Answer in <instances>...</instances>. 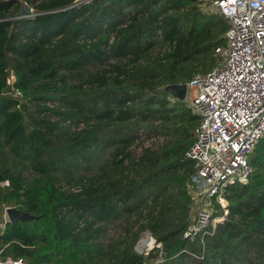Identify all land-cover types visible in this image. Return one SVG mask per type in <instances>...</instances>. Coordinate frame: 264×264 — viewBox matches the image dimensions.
Returning <instances> with one entry per match:
<instances>
[{
    "label": "trees",
    "instance_id": "1",
    "mask_svg": "<svg viewBox=\"0 0 264 264\" xmlns=\"http://www.w3.org/2000/svg\"><path fill=\"white\" fill-rule=\"evenodd\" d=\"M202 6L0 0V209L35 217L3 225L2 258L264 264V135L248 180L226 189L224 209L213 201L217 223L183 237L200 118L165 87L218 63L228 25ZM144 232L161 244L146 257L134 249Z\"/></svg>",
    "mask_w": 264,
    "mask_h": 264
},
{
    "label": "built area",
    "instance_id": "2",
    "mask_svg": "<svg viewBox=\"0 0 264 264\" xmlns=\"http://www.w3.org/2000/svg\"><path fill=\"white\" fill-rule=\"evenodd\" d=\"M197 1L225 20L228 29L224 43L215 49L217 65L186 83L184 102L200 118L186 152L195 166L187 189L198 205L183 235L189 241L212 222L213 201L224 209L226 189L248 180L249 158L264 135V0ZM8 209L4 206L0 213L2 228L8 222ZM134 249L146 257L161 250V244L145 232ZM163 262L158 252L153 263ZM0 264L26 262L2 258L0 250Z\"/></svg>",
    "mask_w": 264,
    "mask_h": 264
},
{
    "label": "water",
    "instance_id": "3",
    "mask_svg": "<svg viewBox=\"0 0 264 264\" xmlns=\"http://www.w3.org/2000/svg\"><path fill=\"white\" fill-rule=\"evenodd\" d=\"M85 1V0H82ZM24 12L28 13L29 9L24 8ZM165 92H167L170 96L173 98L179 100V101H184L186 97V92H187V86L186 84L183 85H169L165 87ZM7 216H8V222L9 223H18V222H28L31 220H34L35 217L31 216L27 213L20 212L18 210L9 208L7 210Z\"/></svg>",
    "mask_w": 264,
    "mask_h": 264
},
{
    "label": "rangeland",
    "instance_id": "4",
    "mask_svg": "<svg viewBox=\"0 0 264 264\" xmlns=\"http://www.w3.org/2000/svg\"><path fill=\"white\" fill-rule=\"evenodd\" d=\"M23 7L24 8H27V6L26 5H23ZM201 9L204 11V12H206V13H208V8L207 7H205V5L203 4V6L201 7ZM209 12L211 13V14H215L214 13V11L212 10V9H209ZM28 13H31V10H29V12ZM151 143H157V142H154V141H152V142H147V144H151ZM193 202V206H192V212H191V216L190 217H192V216H194V214L196 213V211H197V208H198V205L196 204V203H194V201H192ZM224 205H227V203H226V201H225V203H224ZM1 211H2V209H0V213H1ZM215 223H217V220H214V221H212V225H215ZM2 220L0 219V231L2 230ZM145 233V232H144ZM143 233V234H144ZM142 234V235H143ZM141 235V236H142Z\"/></svg>",
    "mask_w": 264,
    "mask_h": 264
}]
</instances>
